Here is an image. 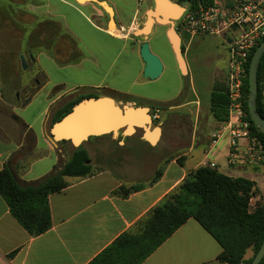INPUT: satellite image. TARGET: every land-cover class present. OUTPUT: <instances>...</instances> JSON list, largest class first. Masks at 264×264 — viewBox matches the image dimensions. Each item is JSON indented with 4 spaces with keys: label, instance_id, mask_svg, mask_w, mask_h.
<instances>
[{
    "label": "crops",
    "instance_id": "obj_1",
    "mask_svg": "<svg viewBox=\"0 0 264 264\" xmlns=\"http://www.w3.org/2000/svg\"><path fill=\"white\" fill-rule=\"evenodd\" d=\"M104 1L113 13L112 28L108 27L107 13L92 2L4 0V13L9 17L4 30H13L11 24L16 22L21 39L25 41L26 53L32 43L41 48L46 34L42 33L41 25L60 23L77 41L80 58L64 64L57 62L70 56L71 47L65 41L64 49L58 47L62 42L56 43L55 57L41 49L34 53L33 62L44 58L53 66L57 77L52 85L60 86L61 93L78 88L99 89L101 95H110L115 102H123L119 94H126L129 96L127 102L148 108L150 115L152 106L160 105L158 119L152 120L157 124L149 123V136H144L141 128L127 135L119 129L114 134L104 133L108 136L91 135L82 142L80 145L89 157L95 143H107L111 149L104 159L99 157L101 161L97 166L91 165V174L66 176L67 185L48 195L51 226L39 235H30L17 222L0 195V264H90L121 234L135 231L138 222L154 206L188 173L203 165L230 177L252 181L256 192L249 202L253 207L257 203L264 206V163L248 157V140H239L237 157L232 162L228 158L226 135L209 150L211 134L221 123L210 110V96L215 83L226 84L228 34L200 36L178 29L176 22L187 1ZM59 5L63 11L58 14L55 10ZM149 11L154 13L149 16V29L143 33ZM15 13L19 17L30 14L32 19L15 21ZM57 15H61V21L55 18ZM164 18L172 22H162ZM170 31L178 40L184 72L175 58ZM144 36L148 44L151 39L161 42L172 55V61L166 63L158 52H153L163 66L154 80L142 76L144 63L139 55V44ZM205 38H219L221 49L216 57L208 59L194 54L193 49L200 47ZM166 68L173 73L172 79L161 80ZM147 85L149 93L143 89ZM261 93L264 102V77ZM22 121L31 128L30 123ZM53 123L50 118L46 120L42 134ZM60 141L57 144L63 148V155L61 149L55 151L50 147L46 153L32 159L27 167L17 169L19 158L12 157L15 148L0 141V170L7 164L14 169L21 184L34 183L49 174L55 165L61 166L75 148L67 140L63 144ZM159 167H162L160 177L149 184ZM135 184L143 187L124 194L125 189ZM220 251L218 242L195 219L189 218L140 264H226L218 259Z\"/></svg>",
    "mask_w": 264,
    "mask_h": 264
},
{
    "label": "trees",
    "instance_id": "obj_2",
    "mask_svg": "<svg viewBox=\"0 0 264 264\" xmlns=\"http://www.w3.org/2000/svg\"><path fill=\"white\" fill-rule=\"evenodd\" d=\"M191 4H210L212 0H181ZM54 23V22H53ZM52 27V30L49 27ZM46 33L41 48L33 45L29 48L34 55L38 50L54 56L56 43L68 42L71 47L67 60H57L59 64L76 61L80 58L77 52V41L60 25L46 22L40 26ZM260 39L249 52L245 64L243 79V108L246 119L250 122V131L264 146V134L254 125L248 114V66L252 52L263 41ZM55 57V56H54ZM264 77V52L261 55L256 71L257 93L256 109L264 117L262 98V81ZM123 102L129 96L119 94ZM110 96V95H109ZM139 106L138 104H136ZM228 95L225 83H215L210 96V110L214 118L220 122L227 117ZM73 106V105H72ZM70 105L58 110L50 122L58 121L70 111ZM159 108L160 105L152 106ZM152 114V111H151ZM18 120L23 122L19 117ZM156 121V120H153ZM27 134L33 136V130L24 122ZM108 136V134H104ZM66 140H61L63 144ZM14 151L12 157H16ZM26 162V163H25ZM30 159L22 156L15 167L25 168ZM162 173V167L155 170L149 184L155 182ZM91 174L90 157L83 145L75 147L61 166L55 165L52 171L30 184H21L14 169L5 164L0 170V195L6 201L11 215L32 236L39 235L51 226L48 206V195L59 192L66 185V176L84 177ZM135 184L124 190V194L142 188ZM256 192L255 184L242 177H230L216 168L199 166L168 193L137 224L135 231H127L102 251L90 264H140L166 238H168L187 219H195L220 245L218 259L226 264H249L258 251L264 237V206L257 203L252 211L248 204ZM250 248L252 256L244 258ZM257 264H264V255Z\"/></svg>",
    "mask_w": 264,
    "mask_h": 264
},
{
    "label": "rangeland",
    "instance_id": "obj_3",
    "mask_svg": "<svg viewBox=\"0 0 264 264\" xmlns=\"http://www.w3.org/2000/svg\"><path fill=\"white\" fill-rule=\"evenodd\" d=\"M0 8L3 12L6 11L4 0H0ZM62 11L63 7L60 5L55 10L58 14ZM60 16L55 18L61 21ZM14 18L15 21L19 18L29 22L32 16L27 14L24 17H19L16 14ZM8 21L9 19L0 14V24H6ZM79 22L83 25L82 20ZM11 25L14 27L16 22H12ZM10 35L7 32H0V141L9 143L15 148L14 151L17 153L15 158L24 156L31 161L46 153L47 148L50 147L55 151L61 149L60 154L63 155L65 153L63 148L58 146V144L57 147H54L48 140V126L42 134V128L46 120L47 122L49 121L52 112L57 107V103L52 101L62 91L60 86L55 87L52 85V81L56 80L57 77L54 74L53 66L44 58H40L36 63L33 62L34 57L30 54V59L25 55L26 67H23L20 59L18 61L17 55L14 53V44L9 39ZM65 45L62 41L58 47L64 49ZM149 46L151 51L158 52L166 63L172 61V55L161 42L151 39ZM219 49H221L219 38H205L203 44L200 47H195L193 52L196 56L211 59L216 57ZM172 76L173 73L166 68L160 77L162 80L165 78L172 79ZM49 78H51V81H47ZM39 86L40 89H37ZM135 88H138V86H135ZM143 89L149 93V85L144 86ZM169 89L170 86H168L167 90ZM29 97L31 98L30 100H28ZM16 117L31 124L33 136L27 134V129L24 127L23 122ZM152 123L153 125L157 124V122ZM110 149L111 145L107 143L93 144L90 152L91 165L93 167L97 166L96 164L101 161L99 157L104 159ZM245 253L246 257L252 256L250 248Z\"/></svg>",
    "mask_w": 264,
    "mask_h": 264
},
{
    "label": "built area",
    "instance_id": "obj_4",
    "mask_svg": "<svg viewBox=\"0 0 264 264\" xmlns=\"http://www.w3.org/2000/svg\"><path fill=\"white\" fill-rule=\"evenodd\" d=\"M139 3L145 0H138ZM176 27L193 35L228 34L226 49L228 67L226 88L228 95L227 117L213 131L209 150L214 148L221 137L229 139V161L237 157L238 142L247 139L248 157L264 163V146L251 134L250 122L243 108V79L245 64L250 50L264 38V0H212L210 4L187 3ZM159 108L152 111V120H157ZM249 211L254 209L249 202Z\"/></svg>",
    "mask_w": 264,
    "mask_h": 264
},
{
    "label": "water",
    "instance_id": "obj_5",
    "mask_svg": "<svg viewBox=\"0 0 264 264\" xmlns=\"http://www.w3.org/2000/svg\"><path fill=\"white\" fill-rule=\"evenodd\" d=\"M82 4L92 2L101 7L108 15V27H113V13L109 5L104 0H74ZM160 2L161 0H157ZM169 9L170 6H168ZM154 11L148 12L145 29L143 33L149 29L150 17ZM172 13L173 16L176 14ZM162 22L171 23L170 18L162 19ZM172 39L173 51L177 63L184 72L183 58L178 45V40L170 31ZM145 37V36H144ZM264 52V40L252 52L248 66V96L247 108L248 114L254 125L264 134V117L259 114L256 109V93L257 81L256 71L258 62ZM139 55L144 63L142 76L149 80L156 79L162 72L163 66L157 55L151 52L149 44L144 40L139 44ZM20 61L23 67L25 59L20 55ZM76 90V89H74ZM72 90V91H74ZM152 122L149 109L144 106H137L130 102H115L110 96L100 95L97 97L84 98L75 103L69 112L64 114L58 121L51 124L48 129L47 138L50 143L57 147V142L67 140L73 147L79 146L91 135L104 133L114 134L119 129L124 135L131 134L136 128L143 129V135L149 136V123ZM264 255V237L262 243L250 261L249 264H257Z\"/></svg>",
    "mask_w": 264,
    "mask_h": 264
},
{
    "label": "flooded vegetation",
    "instance_id": "obj_6",
    "mask_svg": "<svg viewBox=\"0 0 264 264\" xmlns=\"http://www.w3.org/2000/svg\"><path fill=\"white\" fill-rule=\"evenodd\" d=\"M0 14L3 15L4 17H6L7 19H9V17L6 15V13H4L2 11L1 8H0ZM4 25L5 24H0V32L1 33L7 32V34H9V35L11 34L9 39L14 44V49H15L14 53H16L18 61L20 59V55H23L24 59H25V55L28 59H30L31 52L29 50L28 52L25 53V50L23 48L25 41L23 39H21V33L17 30L16 26H14L13 30L9 31V30H4ZM33 57H34V55H33ZM32 61H34V60H32ZM40 86H39V88H40ZM39 88H37V89H39ZM100 95H101V93H100L99 89L78 88L74 91H72V90L71 91H64V92L58 94L57 96H55V98L53 100L54 103H57V107L52 112V114L50 116V120L53 117V115L56 112H58V110L64 108L65 106H68V105L72 106L84 98L97 97Z\"/></svg>",
    "mask_w": 264,
    "mask_h": 264
},
{
    "label": "bare ground",
    "instance_id": "obj_7",
    "mask_svg": "<svg viewBox=\"0 0 264 264\" xmlns=\"http://www.w3.org/2000/svg\"><path fill=\"white\" fill-rule=\"evenodd\" d=\"M152 135V134H151Z\"/></svg>",
    "mask_w": 264,
    "mask_h": 264
}]
</instances>
